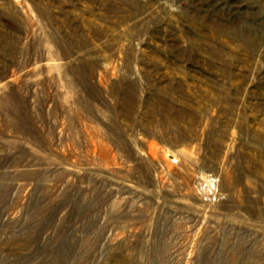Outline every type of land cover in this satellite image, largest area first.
Segmentation results:
<instances>
[{
    "label": "rangeland",
    "instance_id": "1",
    "mask_svg": "<svg viewBox=\"0 0 264 264\" xmlns=\"http://www.w3.org/2000/svg\"><path fill=\"white\" fill-rule=\"evenodd\" d=\"M0 264H264V0H0Z\"/></svg>",
    "mask_w": 264,
    "mask_h": 264
}]
</instances>
